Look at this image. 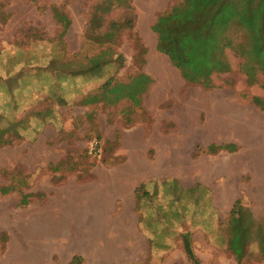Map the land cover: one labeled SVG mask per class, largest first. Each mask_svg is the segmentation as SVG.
<instances>
[{
  "label": "rangeland",
  "instance_id": "1",
  "mask_svg": "<svg viewBox=\"0 0 264 264\" xmlns=\"http://www.w3.org/2000/svg\"><path fill=\"white\" fill-rule=\"evenodd\" d=\"M4 1L0 48L8 53L1 56L0 74L8 86L0 101V207H7L0 212V264H31L16 253L20 223L22 243L31 233L23 214L63 191L83 188L81 202H92L90 190L103 181L127 187L128 195L111 198L110 215L91 216L100 224L96 230L92 220L82 235L68 224L44 226L38 243H26L25 250L31 244L46 250L42 264H70L74 257L80 258L74 264H193L184 247L189 235L201 264H238L229 249L235 203L264 227L262 196L255 193L264 188V177L248 165L257 147L232 141L250 132L255 144L264 126V112L253 103L264 99V89L247 84L241 58L226 49L231 71L213 75L212 88L188 83L157 50L152 31L157 16L178 0ZM140 75L151 81L136 92ZM116 85L122 90L112 93ZM217 118L235 124L239 135L202 137ZM188 126L191 139L185 137ZM225 145L235 150L218 149ZM239 153L246 164L234 165ZM138 160L153 170L144 180L124 181L135 167L123 165ZM161 161L174 169L155 170ZM73 208L64 204L45 216L69 222ZM125 219L133 242L99 243L101 254L89 259L71 248L76 243L69 239H96L107 226L124 228ZM250 243L243 264H264V253ZM111 250L120 260L105 255Z\"/></svg>",
  "mask_w": 264,
  "mask_h": 264
},
{
  "label": "trees",
  "instance_id": "2",
  "mask_svg": "<svg viewBox=\"0 0 264 264\" xmlns=\"http://www.w3.org/2000/svg\"><path fill=\"white\" fill-rule=\"evenodd\" d=\"M152 31L158 36L157 50L170 59L188 83L212 88L213 75L231 71L225 54L226 49H231L241 58L240 70L247 84H260L264 89V0H178L168 12L157 16ZM136 80V92L144 90L151 81L146 75ZM121 90V86L116 85L111 92ZM94 101L86 99L85 103ZM253 103L264 112V99L255 97ZM215 149V145L208 147L213 152ZM218 149L232 152L235 146ZM229 228V249L238 264H243L252 240L264 253L263 224L240 201L230 213ZM184 247L193 264H201L193 252L189 235L184 236ZM79 259L74 257L70 264Z\"/></svg>",
  "mask_w": 264,
  "mask_h": 264
},
{
  "label": "crops",
  "instance_id": "3",
  "mask_svg": "<svg viewBox=\"0 0 264 264\" xmlns=\"http://www.w3.org/2000/svg\"><path fill=\"white\" fill-rule=\"evenodd\" d=\"M3 5L5 7L7 4L5 3L4 0H0V14L2 12L1 7ZM3 43H5V41H3ZM5 48L6 46L3 48H0V58L1 56H7L6 54L8 52ZM24 56L26 55H21L20 56L21 59H23ZM13 57L18 58L17 55H14ZM21 61L22 60H18V62H16L18 64L19 70H22V66H23V63ZM7 62H8V58H7ZM1 63H2V58L0 59V64ZM15 69H16V66H15ZM5 84L8 86L7 78L4 79V77L0 74V97H1L0 101L2 100L3 89H4ZM217 108L219 111L220 108L219 107ZM0 114H2L1 108H0ZM190 128L191 126H188L185 129L186 131L185 137L186 138L189 137V139H191V135H193V132H191ZM237 129L238 127H236L235 124H231L230 121H228L227 119L225 120L224 118H217L215 123H211V121L209 120L207 127L205 128V132L203 133V135L199 134V136L201 135L202 137L207 138V139L211 137H219V138L227 139L230 136L239 135V132ZM259 130H260V133H258V135L255 137V144L253 143L254 137H252V134L250 132H246L245 135L242 136L241 140L237 137H234L235 140H232V141L235 143L236 142L238 143V141L243 140L244 142L246 141V144L244 143L245 145L257 147L256 151L254 152L255 154H252L253 156L252 161H251L252 164H248V165L251 166L249 167V169H253L257 175L264 177V126H260ZM233 161H235L234 165L236 163L237 165H240V163L244 164L246 162V158L243 156L242 153H239L237 155V158L236 159L234 158ZM227 162L228 161H226L225 163ZM182 164H183L182 162L177 163L179 167H181ZM171 165H174V164L159 162L155 170H162L166 168L173 170L174 169L173 166L172 168L169 167ZM127 167H132V168L135 167V168H133L134 170L132 169V171L134 172H132V174H130L129 177L123 178L124 181L128 179L131 181L136 180V179L144 180V178L147 177V175L149 174L148 172H146V170H149V171L153 170L151 168L146 167L145 163H142L139 161L137 162L131 161L123 165V168H127ZM135 170L137 171L140 170V172H136ZM175 170L183 171L182 168L180 169L177 168ZM108 178H110L109 175L107 179ZM90 193L93 196V201L86 204L84 202H81V199H80V197L85 194V190L83 188L81 191H79V193L63 191L59 194L60 197L56 201L50 202L47 205L40 207V208L32 207L28 211L27 214H23L22 215L23 218H26L29 215L27 218H29L28 225L31 227L30 228L31 233L27 236L25 243H22L23 239H21V233H20V230L22 231V224L20 223L19 235L16 240L17 256L21 257L22 259H25V262H29L31 264H42V261L44 260L43 258L46 256V253H47L46 250L40 251L39 246L37 247L36 245H32V244H31V249L29 251L25 250L26 243H38V240L36 238L37 236L36 233H38L39 230H42L44 226H48V225H52L50 227L53 228L54 224H68L70 226L71 225L73 226V230L76 233L78 234L81 233L82 235L84 226L86 225L87 222H90L92 220L94 223V228H93V231H94L99 227L100 224H98V219L93 220V217L91 216L102 215L103 213L105 214L108 213L110 215L111 198L114 196H117V197H121L127 200L128 188L119 187L118 184H111L107 181H103L99 183L98 187L90 190ZM255 193L259 194L258 196L260 195L262 196L260 200H261V203L264 204V188H262L261 190L259 189L257 190L255 188ZM64 204H69L71 208H72V205L74 206V208L68 214L70 218L69 222H67L68 219L64 222V221L59 220V218L56 220L52 218L49 219L47 218V216H45L46 211H49L57 207H62ZM258 213L264 215V211H259ZM88 214H89V218H88ZM2 223L3 221H0V224ZM123 224H124V228L118 229L115 227L112 228V227L107 226L106 228L100 229L99 230L100 234H97L96 239H94L91 236H89L86 240H83L81 236H77L75 238L69 239V243H76L75 245L71 246V248H78L81 251V255L84 258L89 259V258H96L97 256L101 254V251L99 250V247H100L99 243H117V244L118 243H131L133 242V237H131V233L129 229L130 224L128 222V219H125L123 221ZM110 229H113L114 231L113 234L112 232L109 233ZM109 235L111 236L109 237ZM107 253L109 254V256H111V258L115 255L117 259L120 260L119 252L116 253L111 250L109 252H105V255H107Z\"/></svg>",
  "mask_w": 264,
  "mask_h": 264
},
{
  "label": "bare ground",
  "instance_id": "4",
  "mask_svg": "<svg viewBox=\"0 0 264 264\" xmlns=\"http://www.w3.org/2000/svg\"><path fill=\"white\" fill-rule=\"evenodd\" d=\"M138 161H140V160H138ZM161 162H164V161H161ZM79 193V192H78ZM7 206H5V205H3V206H1L0 208H2V209H0V212L4 209V208H6Z\"/></svg>",
  "mask_w": 264,
  "mask_h": 264
}]
</instances>
